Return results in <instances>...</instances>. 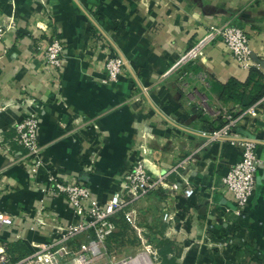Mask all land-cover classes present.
<instances>
[{
	"label": "crops",
	"instance_id": "obj_1",
	"mask_svg": "<svg viewBox=\"0 0 264 264\" xmlns=\"http://www.w3.org/2000/svg\"><path fill=\"white\" fill-rule=\"evenodd\" d=\"M0 19L15 21L0 43V210L16 216L0 246L13 260L56 239L51 227L34 225L37 212L46 224L81 218L63 196L48 191V169L59 181L76 175L102 203L124 190L123 174L141 159L149 173L172 170L171 179L184 178L194 187L191 197L165 190L145 196L143 208L149 213L140 227L153 239L166 240L167 259L173 264H264V103L255 124H249V116L238 124L257 140L261 164L244 218L234 214L220 185L240 158L241 146L210 142L201 134L220 123L218 110L248 107L219 98L220 83L243 82L250 68L260 73L254 80L264 82V0H0ZM227 21L249 35L253 63L241 68L222 43L210 46L184 77L211 106L198 105L187 99L181 78L167 73L168 66L206 26ZM51 34L65 47L58 80L36 50L37 37ZM106 44L125 59L130 76L106 81ZM254 82L239 92L248 94ZM30 110H39L41 117L43 164L34 170L18 162L24 149L12 141L15 124ZM205 114L212 115V123ZM6 144L11 151H1ZM167 210L174 215L170 223L161 218ZM203 234L209 243L199 238ZM91 237V232L80 235L75 246Z\"/></svg>",
	"mask_w": 264,
	"mask_h": 264
},
{
	"label": "built area",
	"instance_id": "obj_2",
	"mask_svg": "<svg viewBox=\"0 0 264 264\" xmlns=\"http://www.w3.org/2000/svg\"><path fill=\"white\" fill-rule=\"evenodd\" d=\"M39 27L43 33L48 29L45 25ZM13 28H15L14 20L0 19V43L5 38L6 30ZM37 38L36 50L42 54L45 65L58 80L65 62L64 44L54 34L46 38ZM216 43H222L241 68L251 67L253 62L249 35L244 28L227 21L206 26L203 32L194 38L189 47L178 53L170 69L179 68L182 65L188 67L199 64L205 59L207 49ZM122 63L126 65L120 55L107 58L109 76H106V80L116 81L118 79L119 76L116 74L119 72ZM186 74L185 71L183 72L184 76H179L185 86H187V82H184ZM262 103H264V95L254 104L238 112L222 108L216 113L222 124L209 132L201 131L207 141H229L241 146L240 158L230 165L228 172L220 179L224 196L233 202L232 210L237 218H244L247 215L249 199L255 189L257 171L261 166L256 153L257 140L252 136L245 135L239 129L238 124L245 116L251 118L249 124H255L256 118H261L259 117L261 113H259V108ZM40 122L39 110L26 112L22 119L15 124V134L12 137V141L24 149V153L19 156L18 162L32 170L43 164L41 159L42 146L38 139ZM2 150L9 152L12 149L6 144ZM91 163L87 170H91ZM171 171L153 175L147 171L143 160L136 159L122 176L124 190L109 194L107 199L101 203L93 197L89 187L80 181L76 175L67 176L63 181H59L55 178L53 171L48 169V191L63 196L71 209L81 215L80 220L77 223L61 225L46 224L37 212L33 218L34 225L41 224L51 227L57 235L56 239L48 245L39 244L38 248L30 255L17 260H13L5 248L0 246V264H63L66 260L71 263L90 264V257L100 251V245L105 246L108 236L116 230L114 219L118 215H121L133 229L138 231L140 242L146 249L144 253L129 255L127 260H123L121 264H146L144 260H141L145 255L151 264H161L158 247L152 246L144 238L141 231H144V234L145 230L138 226L136 203L148 193L156 190H165L171 195L180 193L184 197L193 196L194 187L184 178L171 179ZM209 201L212 202L211 198ZM162 220L166 223L173 221V211H164ZM15 224L16 216L14 214L0 210V237ZM87 232H91L92 237L85 244L81 243L79 250L72 251L68 247V243ZM199 238L206 239L209 243L207 235L203 234ZM67 255L69 257L73 255V257L69 259Z\"/></svg>",
	"mask_w": 264,
	"mask_h": 264
},
{
	"label": "rangeland",
	"instance_id": "obj_3",
	"mask_svg": "<svg viewBox=\"0 0 264 264\" xmlns=\"http://www.w3.org/2000/svg\"><path fill=\"white\" fill-rule=\"evenodd\" d=\"M106 46L109 47L108 52H110L108 54L107 58L116 57L117 55L119 56L118 52L114 48H112L111 45L106 44ZM172 64H170L168 66V72L167 73L175 74V76H184L183 72L186 71L187 66L182 65L179 68L170 69ZM105 70H106V76H109L108 70H107V59L105 61ZM116 76H130L128 69L124 63H122L120 70L116 74ZM106 81L107 82H115V81H108V80H106ZM182 86L184 87L185 92H187V94H188L187 99L189 101H194V102L197 101L198 105L211 106V105H209L210 100L207 99V97H203V96L198 95L197 91H194L191 88L189 89L188 85L185 86L182 84ZM206 86H209L208 82H206ZM195 99H196V101H195ZM213 109L216 110L217 108H213ZM209 114H210V112H209ZM209 114H207V115L205 114L204 116H206V118H207L206 120L208 122H211V118H213V117H212V115L210 116ZM221 124L222 123L220 122V123L216 124L215 127H213V125L210 126L211 130L217 129ZM206 132H209V131H206ZM206 140H207V138H206ZM210 142H212V141H210ZM1 151H2V148H1ZM145 202H148L147 197L139 199L136 203L137 217H138L137 223H138L139 227L143 224L142 222L144 221V219L147 218L146 214L149 213V210L143 208V206H145V204H144ZM157 212H158L157 207L152 210V213H157ZM161 218H162V216H161ZM119 220L126 222L122 216L119 217ZM129 227L131 229L129 230V228H128V230L125 231L126 234L124 236V239H123V237L120 236V234H118V236H116V239L111 241V244H108V241H107L104 247H102L100 245L99 246L100 251L97 254L90 257V259H91L90 264H121L123 262V260H125V259L127 260L129 255L134 256L136 253L146 252V249H144V246L141 244L140 239L138 237V231L136 229H133L130 225H129ZM143 230H145V233L143 234L144 231H141V233L144 236V238L152 246L157 247V240L152 238L153 236L149 232V229L145 228ZM118 232H120V231L118 230ZM121 238L124 241H122ZM68 247L72 251H77L80 249L79 247L75 246L74 239L68 243ZM67 256L69 259L73 257V255L70 257H69V255H67ZM63 264H79V263H77V262L71 263V262H69V260H66V261H64Z\"/></svg>",
	"mask_w": 264,
	"mask_h": 264
},
{
	"label": "trees",
	"instance_id": "obj_4",
	"mask_svg": "<svg viewBox=\"0 0 264 264\" xmlns=\"http://www.w3.org/2000/svg\"><path fill=\"white\" fill-rule=\"evenodd\" d=\"M257 74H260L257 69L250 68L249 75L245 81L240 82L234 78H231L225 83H220L218 90L219 98L233 99L234 101L241 103V105L243 106L251 105L254 101L264 95V82H257L256 80H254V77ZM251 81L255 82L248 94L243 93L244 90L242 92H239L240 88L245 89V87H247ZM220 122L222 123V121ZM120 216L121 215H118L116 219H114L116 223V230L119 228L118 230L120 232H118V230L116 232L115 230L111 235H109L107 238L108 244H111V241L116 239V236H118V234L123 235L124 230L128 228L124 221L119 220ZM166 243V240L162 238L157 241L161 264H173V259L166 258L165 253L168 250Z\"/></svg>",
	"mask_w": 264,
	"mask_h": 264
},
{
	"label": "bare ground",
	"instance_id": "obj_5",
	"mask_svg": "<svg viewBox=\"0 0 264 264\" xmlns=\"http://www.w3.org/2000/svg\"><path fill=\"white\" fill-rule=\"evenodd\" d=\"M141 260H144L146 264H151V263L149 262V259H148V257H147L146 255H145L144 257H142Z\"/></svg>",
	"mask_w": 264,
	"mask_h": 264
},
{
	"label": "water",
	"instance_id": "obj_6",
	"mask_svg": "<svg viewBox=\"0 0 264 264\" xmlns=\"http://www.w3.org/2000/svg\"><path fill=\"white\" fill-rule=\"evenodd\" d=\"M92 19V18H91ZM123 58V57H122ZM124 59V58H123ZM124 61H125V59H124ZM125 63H126V61H125ZM127 64V63H126ZM128 65V64H127Z\"/></svg>",
	"mask_w": 264,
	"mask_h": 264
}]
</instances>
